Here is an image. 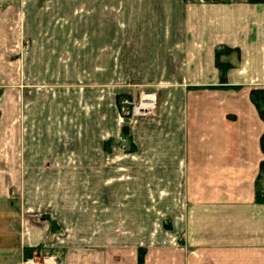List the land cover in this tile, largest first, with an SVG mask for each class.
<instances>
[{
    "label": "crops",
    "instance_id": "1",
    "mask_svg": "<svg viewBox=\"0 0 264 264\" xmlns=\"http://www.w3.org/2000/svg\"><path fill=\"white\" fill-rule=\"evenodd\" d=\"M41 1L0 0L4 264L43 244L64 264H264V2L66 0L115 18L112 46L88 35L76 73L25 41ZM146 89L156 105L121 120L119 97Z\"/></svg>",
    "mask_w": 264,
    "mask_h": 264
},
{
    "label": "rangeland",
    "instance_id": "2",
    "mask_svg": "<svg viewBox=\"0 0 264 264\" xmlns=\"http://www.w3.org/2000/svg\"><path fill=\"white\" fill-rule=\"evenodd\" d=\"M66 0H57V4L54 6L53 0H42L41 1V12L38 16H31L27 14L24 17L20 18L21 24H25L26 27V43L29 40H35L39 42L37 49H30L33 52L35 51L39 57L42 59V66H52V67H60L63 65L67 67V63L71 64V69L74 72H82L81 69L83 64V53L85 51V47H87L88 38L90 35L96 41H101V43H105L107 46L111 45L113 38V26H114V17L112 15L107 14L104 17H86L83 15L82 8H74L70 6H64ZM111 3V1L107 0V4ZM61 4H63L61 6ZM112 4L108 5L111 7ZM108 12V11H107ZM15 17V21H16ZM98 25L103 26L102 32H97ZM91 26L90 34L88 33V27ZM35 27V30L33 29ZM27 50V49H26ZM26 50L23 49H11L10 57L11 59H17L19 54H22ZM87 51V50H86ZM109 51V49H106ZM87 56V55H86ZM66 58V60L64 59ZM67 61V63H65ZM108 61V55H107ZM61 63V64H59ZM86 73V72H84ZM149 91V89L144 90ZM152 91V90H151ZM142 92V93H143ZM141 93V94H142ZM140 94V95H141ZM123 95V94H122ZM133 99V98H132ZM135 103L138 104L140 100V96L136 99L134 98ZM157 103V101H156ZM119 108V116L122 120L120 103L118 102ZM150 112V111H149ZM148 113V112H147ZM146 113V114H147ZM145 115V114H144ZM124 121V120H123ZM121 135V134H120ZM116 138V145L120 142L119 136ZM120 148L122 151H129L132 149L127 142L124 144L120 143ZM1 206V204H0ZM2 211H6L5 209L0 208V220L2 218ZM43 217L46 215L43 214ZM31 218H35V220H40V216H31ZM4 225L0 223V236L3 235ZM21 233L18 231V234ZM1 238V237H0ZM45 245H41V253L38 252L37 255L42 258L46 255L58 257L60 262L64 264V260L61 258V253L59 250H54L55 247H45ZM35 256V253H34ZM26 258V257H24ZM24 258L21 260V264L24 261ZM37 260V259H36ZM0 264H4V259L0 258ZM6 264V263H5Z\"/></svg>",
    "mask_w": 264,
    "mask_h": 264
},
{
    "label": "built area",
    "instance_id": "3",
    "mask_svg": "<svg viewBox=\"0 0 264 264\" xmlns=\"http://www.w3.org/2000/svg\"><path fill=\"white\" fill-rule=\"evenodd\" d=\"M157 97L154 91H145L140 95L139 103L136 104L135 100L130 98L128 95H122L119 99L122 120L126 121L130 117L136 115H144L149 112L156 105ZM121 144L126 142V138L121 134L119 136ZM37 259V260H36ZM23 264H62L58 257L46 255L40 258L37 253L31 257L24 258Z\"/></svg>",
    "mask_w": 264,
    "mask_h": 264
},
{
    "label": "trees",
    "instance_id": "4",
    "mask_svg": "<svg viewBox=\"0 0 264 264\" xmlns=\"http://www.w3.org/2000/svg\"><path fill=\"white\" fill-rule=\"evenodd\" d=\"M249 2H264V0H248ZM229 51H231V48H227V47H220L217 48L216 52H215V59H216V64L219 67L220 71H221V76H223L225 74L226 68L228 67V63L223 62L221 60V56L223 54H227ZM124 95V94H123ZM122 96V95H121ZM120 96V97H121ZM119 97V99H120ZM253 98L254 101L259 109V112L262 116H264V89H253ZM119 102V100H118ZM122 134L123 136L126 138V142L129 144V146H131V137H130V129L127 125H124L122 127ZM108 142H106V148L108 149ZM261 169L264 170V161H262L261 163ZM45 217H47L46 219H49L51 222V228L53 231H59L60 226L57 224V221L55 219H51L50 216L46 215ZM41 247V245L39 246ZM34 251V248L29 249L28 252L26 253L25 257H31L32 253Z\"/></svg>",
    "mask_w": 264,
    "mask_h": 264
}]
</instances>
